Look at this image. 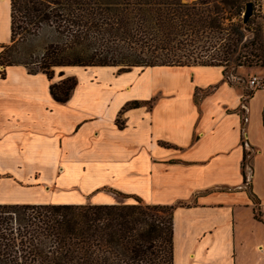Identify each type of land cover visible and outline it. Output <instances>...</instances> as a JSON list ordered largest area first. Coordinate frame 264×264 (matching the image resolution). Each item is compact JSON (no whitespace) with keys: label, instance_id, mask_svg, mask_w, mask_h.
Returning a JSON list of instances; mask_svg holds the SVG:
<instances>
[{"label":"crops","instance_id":"obj_1","mask_svg":"<svg viewBox=\"0 0 264 264\" xmlns=\"http://www.w3.org/2000/svg\"><path fill=\"white\" fill-rule=\"evenodd\" d=\"M11 25L0 0V53ZM87 71L100 90L81 92ZM69 75L59 102L50 84ZM245 92L216 64L65 66L52 79L0 65V204L118 203L107 187L173 206V264H264V89L243 108Z\"/></svg>","mask_w":264,"mask_h":264},{"label":"trees","instance_id":"obj_2","mask_svg":"<svg viewBox=\"0 0 264 264\" xmlns=\"http://www.w3.org/2000/svg\"><path fill=\"white\" fill-rule=\"evenodd\" d=\"M209 2L223 6L216 5L203 16L201 10ZM243 2L11 0V41L16 14L24 24L19 27L32 35L49 32L52 36L45 42L37 61L39 70H35L49 79L55 68L65 66H115L121 73L138 66L188 65L180 53L185 37L198 40L203 33H220L231 27L216 13L237 11ZM238 33L234 29L232 34L237 36L228 37L222 58L213 56V61L201 64L224 66L238 49ZM255 50L260 53L252 49L243 57L249 60V54L264 66L263 47ZM16 63L26 65L11 61L0 65ZM76 83L75 77L51 83V95L65 102ZM130 106H139V102ZM243 175L245 178L244 171ZM172 214L173 206L149 205L142 200L128 204H0V264H173Z\"/></svg>","mask_w":264,"mask_h":264},{"label":"rangeland","instance_id":"obj_3","mask_svg":"<svg viewBox=\"0 0 264 264\" xmlns=\"http://www.w3.org/2000/svg\"><path fill=\"white\" fill-rule=\"evenodd\" d=\"M196 1L197 0H190L187 2H183V1L182 2L191 4ZM248 2H251L253 4V13L251 17L248 19V21L244 22L243 14L245 12V5ZM216 5L218 7L223 6L222 4H216L214 2L206 3L204 4V7L201 10V14L203 16H207V14H209L208 11H214V7ZM263 10H264V0H244L240 9L237 11L232 10L231 13L224 11L220 13H216L225 17L224 25L232 24V26L228 27L226 30H223L220 33L219 32H215V33L212 32L210 34L203 33L202 35L199 36L198 40L195 39L192 40L191 36H186L185 38L187 40L185 47L180 52L183 55L182 60L188 63V65H191V64L209 63L210 61H213V56L215 57L220 56L222 58L224 55L223 45L227 43L228 37L237 36L232 34V31H234L235 29V31L239 30L240 33H238V36L241 40L239 41L238 49L236 53H234L233 55H229L230 59L226 62H223L225 70L234 72L237 75H241L245 79H247L248 76L252 74L264 75V66L261 65L260 61L258 62L256 61L257 58H254L249 54L247 55L249 57V60H245V58L243 57V54H245V52L250 51L252 49H254V52L260 53L259 50H255L257 46H262L264 49ZM210 13H211L210 15L212 14L215 15L214 12H210ZM19 19L20 18L18 14H16L15 24H14V29L16 32L15 38L13 41H11L7 46H5L2 49L1 53L3 54H2V58L0 59V62L4 64H6L9 61L22 62L25 63L30 70L33 71L39 70V64L37 61L40 60V56L44 51L43 49L45 42L49 40L52 35L49 32L45 33L44 31L36 35H32L30 32L27 31V28L23 30L22 27H19V25L24 26V24H22L21 21H19ZM209 45H214V46L210 47ZM34 61L36 62L34 63ZM95 74L96 73L92 71L90 72L87 71L86 73H82V75L79 76L78 81L80 80L83 82L81 87V92H83V90H87V88L92 85H95V88L98 89L97 84L102 79L101 77H98L99 78L98 80H94V77L96 76ZM70 76H75V75H69V77ZM91 80L94 81L90 83ZM105 86L109 90L116 89L113 86H109V83ZM243 86H245V84H243ZM245 91H246L245 93H247L248 91L247 87H245ZM77 174L80 175L79 173ZM87 180L88 177L86 176V173H84V177L81 180L79 179L77 180L73 176H71L66 180V182L67 184L74 182H78L80 184L81 182H85V181L87 182ZM117 181L121 183V179H118ZM101 190L111 194V196L116 198V201L121 204H128V203H133L136 200H141L140 198L134 195L121 194V192L112 190L107 187ZM62 193L67 194L65 192ZM19 194L15 193V196H23ZM12 199H16V198H12ZM75 199H77V197H75Z\"/></svg>","mask_w":264,"mask_h":264},{"label":"built area","instance_id":"obj_4","mask_svg":"<svg viewBox=\"0 0 264 264\" xmlns=\"http://www.w3.org/2000/svg\"><path fill=\"white\" fill-rule=\"evenodd\" d=\"M263 13H264V10H263ZM224 71H225V79L227 81H229L231 83L242 84V85L245 84V87H247L249 92L243 95V102L241 104V106L243 108L245 107V103H246L245 101H246L247 97H249L256 90L264 89V77L261 75L252 74V75L248 76L247 79H245L243 76L237 75L234 72L226 71L225 68H224ZM243 144L245 147H247V143L245 141H243ZM247 151L249 153L252 152L251 148H249V147H248ZM248 152H246V156H245L246 159H247V157H249ZM244 169H247L248 171L250 170V165L246 161H245ZM247 176H248V174L246 173L245 174L246 181L249 180V178Z\"/></svg>","mask_w":264,"mask_h":264},{"label":"water","instance_id":"obj_5","mask_svg":"<svg viewBox=\"0 0 264 264\" xmlns=\"http://www.w3.org/2000/svg\"><path fill=\"white\" fill-rule=\"evenodd\" d=\"M181 1L187 2V1H190V0H181ZM252 13H253V4L251 2H248L245 5V12L243 14V21L247 22L248 19L251 17Z\"/></svg>","mask_w":264,"mask_h":264}]
</instances>
